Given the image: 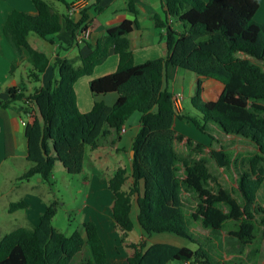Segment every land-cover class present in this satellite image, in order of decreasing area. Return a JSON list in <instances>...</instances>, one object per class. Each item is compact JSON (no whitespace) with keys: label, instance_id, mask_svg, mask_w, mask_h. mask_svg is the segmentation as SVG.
<instances>
[{"label":"trees","instance_id":"16d2710c","mask_svg":"<svg viewBox=\"0 0 264 264\" xmlns=\"http://www.w3.org/2000/svg\"><path fill=\"white\" fill-rule=\"evenodd\" d=\"M58 1L65 4V13L54 10L46 0H32L36 14L11 10L1 29L16 49H26L34 80L44 70L48 58L28 44V33L34 32L53 42L63 19L64 27L71 31L72 43L75 29L88 18L85 10L78 11V18L70 16L69 3ZM164 1L163 15L154 16L155 26L164 30L163 57L133 63L128 39L132 24L125 20L108 28L80 65L55 56L52 64L57 77L48 86L25 96L18 91L19 87L8 88V99L0 100L2 106L24 97V112H28L29 105L36 111L24 125L30 166L18 178L47 179L55 160L69 173L80 172L86 149L95 148L98 138L109 130L118 134L130 115L138 111L139 127L131 141L130 173L119 166L107 180L114 225L124 241L134 227L131 212L135 207L136 222L143 235L173 233L197 244V248L169 243L146 245L144 240L129 242L131 252L126 256V264H166L170 260L188 264H242L237 257L229 261L217 256L213 259L209 248L215 247L211 239L218 237L227 221L234 222L236 227L229 231L225 241L235 244L237 252L251 246L256 226L264 225V205L258 202L264 181V23L253 20L260 0ZM128 8L133 10L132 0H128ZM173 22H178L179 28ZM111 47L118 55L116 69L91 79L89 88L93 95L115 92L116 100L111 105L96 101L89 111L81 112L76 104L74 82L90 74ZM170 67L213 78L223 84L224 90L216 99L203 101L202 81L198 79L190 100L197 114L179 112L168 89ZM176 117L191 122L213 139L208 133L211 124L222 134H240L257 141L255 155L230 161L222 153L224 164L230 166L232 162L236 172L239 198L217 182L208 157L201 156L203 143L176 132L173 128ZM181 142L186 149L184 153L176 148ZM128 178L131 182L126 185ZM183 193L189 198L185 200ZM186 202L190 206L187 212ZM55 204L52 201L46 205L35 226L16 228L0 238V264H106L96 224L82 221L81 229L66 235L51 224ZM25 206L24 199L12 201L8 211ZM187 219L208 231L207 235L196 233L204 237V244L189 233L192 229L186 228ZM84 244L88 246L89 257L74 262L73 257ZM252 249L251 253H257V247Z\"/></svg>","mask_w":264,"mask_h":264},{"label":"crops","instance_id":"0c3cea01","mask_svg":"<svg viewBox=\"0 0 264 264\" xmlns=\"http://www.w3.org/2000/svg\"><path fill=\"white\" fill-rule=\"evenodd\" d=\"M74 1L76 0L67 1L69 3L68 14L78 18L80 17L78 12L75 14H71L69 12L70 4ZM164 4V0H132L133 10H131L128 8V0H86V4L80 10H85V12L88 14V18L78 28L75 29L74 41L72 43H70L71 31L64 27L63 19L62 28L57 34L53 36V42L42 39L40 44L33 42L34 46H32L28 41V33V44L32 48L44 52L48 58V63L44 70L39 74L37 80L32 79L30 76L32 66L28 59L26 49L21 47L18 50L15 48L12 41H10L8 38L4 39L6 41H4V44L0 43V46L5 47V50L8 52L5 55L3 54L5 52H1L0 50V61L4 62V66L5 63L7 64L6 67L8 70L13 71L15 66H17V69L11 74V78L9 80L5 79L0 82V100L6 101L8 99V88L11 86L19 87L18 91L22 92L24 96L32 93L39 87L48 86L53 81V79L57 77L56 69L52 64L55 56L65 57L74 65H80L81 59L91 52L92 46L95 45L99 39L106 35V30L110 27L119 25L125 20L130 21L132 24V30L128 34V39L133 63L138 64L148 59L163 57L166 54V45L163 38L164 30L155 26L154 16L163 15V10L165 7ZM261 4L264 7L262 0H260L259 8L255 12L254 17L261 8ZM11 10H18L28 14H36V9L32 0H0L1 26L2 23L5 22L6 16ZM66 11L67 9L65 8L64 12L62 13H65ZM173 23L175 28H179L180 24L178 22ZM86 27L89 29V36L78 39L77 34L79 33L80 29H84ZM10 46L14 48L13 50H15V53L12 51ZM117 63L118 55L111 47L108 50L107 56L100 63L94 66L90 74L82 75L74 82L76 104L81 112L89 111L96 101L103 102L106 105H111L114 103L117 97V94L114 92L99 94L96 96V98H93V94L89 88V83L93 78L113 72L117 67ZM28 70H30L29 73ZM16 71L18 72L16 73ZM184 77L193 80L195 85L198 79L202 81L201 99L203 101L216 99L224 90L223 84L213 78L201 76L196 73L195 75L191 76L188 75L183 68L170 67L167 71L168 89H170L169 86L171 84L172 89H170V91L173 94L175 92L181 91L182 98L184 88L182 85L177 88L175 84L180 78ZM19 83H22V86H19ZM188 96L191 100L193 94L190 92ZM182 98L180 103L181 108L178 111L185 109ZM23 99L24 97L20 100L12 101L8 103L7 106H2L0 104V152L3 154L0 157V167L3 161L6 159H11L14 161L22 160V170L15 174V178H18L21 173L30 166V162L26 159V140L24 137L25 124H22V121L25 123L29 121L30 117L23 110ZM190 104L193 107L191 101ZM31 108H33V111L36 114L35 107L32 106ZM194 110L195 113L193 115L197 113L195 108ZM177 119L179 118L176 117L173 122V128L176 130V132L182 133L185 137L192 138L193 140L208 143L207 137L201 135L198 131L191 130L188 132L189 136H187V134L184 133L185 130L178 128L176 125ZM186 122L191 123L189 121ZM125 123L122 127L123 131L120 130L118 134L114 133L112 130H109L104 136L98 138L95 148L86 149L83 160V167L86 160L87 166L89 168H98L102 171L101 176H96L93 173L91 174V179L85 180V183L89 185L90 189L95 192L94 194H96V196H94V202L92 203V207H95L96 209L90 208L83 221L90 220L96 224L98 233L105 248L106 264H126V256L131 252V249L127 247V244L129 242H137L140 240H144L146 245L153 243H169L177 246H187L192 249H196L197 244L190 242L184 237L181 239V236L179 237L173 233L170 235L168 232H163L168 233V237L155 239H153V237L151 238V235H143L136 222L135 207L132 208L131 218L133 222L135 219L137 224L136 225L134 222L133 227V229L138 230L137 235L135 236L136 239L128 240L129 231L124 241H121V232L115 227L114 220L111 215L110 208L112 204V193L107 187V180L113 174L114 170L121 166L119 165L115 168H112V172H109L111 169H109L110 155L112 154L111 150H109V146H113L114 150L123 152L125 155H127L129 170L124 165L121 167H124L128 174L130 173L131 141L138 130L139 120L131 124L130 129H134L133 134L129 136L128 140H126V143L122 142V136L128 131ZM29 182V179L26 180L27 184H29ZM130 182L131 179L128 178L126 185H128ZM100 192L103 193V196H106L104 203H102L103 201L100 202L98 200V194ZM25 202L26 206L24 208L16 209L11 212L19 214L20 217L25 218V220H28L27 218L30 215L32 220L31 223H34L35 226L38 223L39 216L44 211L46 204L43 202L39 206L38 210L34 213L36 214L34 216L28 211L30 208L29 203L26 200ZM106 202L108 204H106ZM260 204L264 205V201L260 202ZM229 222L232 221H227L224 223V227L218 234L217 238L214 237L211 239L212 245L215 247L217 246V248L222 251L223 256L221 259L229 261L233 257H237L242 262V264H264V225L256 226V237L254 243L251 246H245L241 252H237V246L235 244L230 245L225 241L229 231L236 227L235 223L232 222L235 227L224 230L226 224ZM194 224L196 223L194 222ZM192 231L198 235L208 234L207 230L198 232L192 229ZM255 247H257L258 251L257 253L253 254L251 253L253 251L252 248ZM89 255L90 253L88 246L87 244H84L82 250L78 252L72 260L78 263L83 262L89 257ZM166 264H188V261L170 260L166 262Z\"/></svg>","mask_w":264,"mask_h":264},{"label":"rangeland","instance_id":"374dc122","mask_svg":"<svg viewBox=\"0 0 264 264\" xmlns=\"http://www.w3.org/2000/svg\"><path fill=\"white\" fill-rule=\"evenodd\" d=\"M46 1L52 6L54 10L58 11L59 13L64 12L65 4L63 2L58 0ZM262 3H264V0H262ZM253 20L256 22L264 23V7L262 4L261 8L257 12V15L255 17L253 16ZM3 24L4 22L2 23V26ZM2 26L0 25V43L4 44V41H6L4 39H7V37L1 31ZM28 41L32 46H34L33 42L40 44L42 38H40L34 32H29ZM10 48L15 53V50H13L14 48L11 46ZM0 50L1 52H5L3 53L5 55L8 52L3 46H0ZM6 66V63L4 66V62L0 61V82L5 79L9 80L11 78V74L14 73L17 69V66H15L13 68V71H11L8 70ZM185 71L188 75H195V73L191 71ZM17 72L18 71H16V73ZM29 72L30 70H28V73ZM19 84V86H22V83ZM175 85L177 86V88L181 85L184 88L182 100L185 109H181V111L179 112H184L193 115L195 113V110L190 104V97L188 96V94L190 92L193 95L195 94V82L193 80H190L189 78L184 77L180 78ZM169 88L172 89L171 84ZM97 95H92V97L96 98ZM28 111L30 113L34 112L33 108H31L30 105L28 106ZM139 117L140 112L135 111L126 121L125 125L127 126L128 131L122 136V142L126 143V140H128L129 136L133 134L134 129H130L131 124L137 122L139 120ZM176 125L178 126V128L185 130L184 133L187 134V136H189L188 132H190L191 130H195L198 131L201 135L207 137L208 143L196 141L192 138L191 139L195 142L203 143L204 148L201 153V156L208 157L210 167L216 177L217 182H219L222 186L226 187L232 193L233 196L239 198V194L236 190V172L234 171L232 162H230V166L224 164L222 153H226V155L229 156L230 161H232L233 159H240L242 157H249L255 155L257 153V141L254 138L243 136L240 134H222V132L217 128L215 124H211L212 126H209L208 131V133H210L214 137V139L211 138L208 134L201 132L199 129H196L193 124L187 123L183 118L177 119ZM176 148L180 153H184L186 151L183 142L177 143ZM109 150H111L112 152V154L110 155L109 169H111L109 172H112V168H115L119 165H124L129 170L127 155H125L123 152H118L114 150L113 146H109ZM210 153H212V155H210ZM2 155L3 154L0 152V157ZM21 163L22 160L14 161L11 159H6L3 161L0 167V187H2L0 188V238L5 233H8L16 228H31L34 226V223H31L32 220L30 215L27 218L29 220L28 221L25 220V218L20 217L19 214H15L8 211L9 202L18 201L20 199H24L29 203L30 208L28 211L34 216L36 215L34 213L38 210L39 206L43 202L47 205L52 201H56V212L51 219L52 226L56 230L63 232L66 235H70L75 229H81V223L87 216L88 210L90 208L96 209L95 207H92V203L95 199L94 196H96V194H94L95 192L92 191L89 185L85 183V180L91 179V174L93 173L96 176H101L102 171L98 168H89L85 160L84 167L80 172L69 173L62 166L59 160H55L52 171L47 179H40L38 176H32L29 179V184H27L26 180H20L19 178H15V174L19 173L22 170ZM262 185L259 190L258 202L264 201V181ZM98 195V200L100 202L103 201L102 203H104L106 196H103V193L101 192ZM183 197L185 200L186 198H189L187 193H183ZM187 203L188 202H186L187 206H184L185 212L190 209V206ZM106 204L108 203L106 202ZM185 225L188 230L189 227L198 232L203 230L199 227V225L191 223L190 219L186 220ZM233 227H235L234 224L232 222H229L226 224L224 230ZM137 232V229H133L132 231H130L128 235V240H135ZM189 233L193 236V238H195L197 242L203 244L204 242H206L204 237L197 236L196 233H193L190 230ZM167 235L168 233H153L151 234V238L153 237V239H155L168 237ZM170 235L172 234L170 233ZM209 251L213 254H211V258L213 259L216 258V256L221 259L223 256L222 251L213 246L209 248Z\"/></svg>","mask_w":264,"mask_h":264},{"label":"built area","instance_id":"2783aa9c","mask_svg":"<svg viewBox=\"0 0 264 264\" xmlns=\"http://www.w3.org/2000/svg\"><path fill=\"white\" fill-rule=\"evenodd\" d=\"M86 4V0H76L74 2H72L70 4V9L69 12L71 14H75L77 13L84 5ZM89 36V29L86 27L84 29H80L79 33L77 34V38L78 39H82L83 37H88ZM181 98H182V94L181 91L175 92L172 96V101L174 103L175 109L178 111L181 107H180V103H181ZM32 107V105H31ZM26 114L30 117V115H32V113H30L29 111L26 112ZM22 124H25L24 121H22ZM121 131H123V128L121 129Z\"/></svg>","mask_w":264,"mask_h":264},{"label":"water","instance_id":"95a60500","mask_svg":"<svg viewBox=\"0 0 264 264\" xmlns=\"http://www.w3.org/2000/svg\"><path fill=\"white\" fill-rule=\"evenodd\" d=\"M77 19H75V21H76ZM132 154H133V150L131 149V151H130V155L132 156Z\"/></svg>","mask_w":264,"mask_h":264}]
</instances>
